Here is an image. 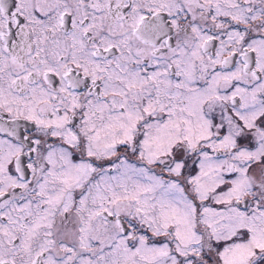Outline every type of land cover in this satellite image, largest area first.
<instances>
[{
  "label": "snow or ice",
  "instance_id": "snow-or-ice-1",
  "mask_svg": "<svg viewBox=\"0 0 264 264\" xmlns=\"http://www.w3.org/2000/svg\"><path fill=\"white\" fill-rule=\"evenodd\" d=\"M0 264H264V0H0Z\"/></svg>",
  "mask_w": 264,
  "mask_h": 264
}]
</instances>
